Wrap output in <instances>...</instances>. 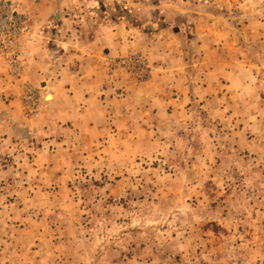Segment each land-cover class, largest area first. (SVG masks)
Wrapping results in <instances>:
<instances>
[{"label": "rangeland", "instance_id": "374dc122", "mask_svg": "<svg viewBox=\"0 0 264 264\" xmlns=\"http://www.w3.org/2000/svg\"><path fill=\"white\" fill-rule=\"evenodd\" d=\"M161 2L170 48L96 57L125 99L105 127L11 134L0 109V264H264V0ZM27 70L0 63V102L37 119Z\"/></svg>", "mask_w": 264, "mask_h": 264}, {"label": "crops", "instance_id": "0c3cea01", "mask_svg": "<svg viewBox=\"0 0 264 264\" xmlns=\"http://www.w3.org/2000/svg\"><path fill=\"white\" fill-rule=\"evenodd\" d=\"M5 1L16 4L38 27L40 38L34 43L28 74L51 76L44 82L49 98L37 119L23 114L17 96L0 102L11 134L64 124L80 130L105 127L108 118L122 113L125 99L116 90L122 81L109 79L96 57L122 54L126 45L149 51L154 44L170 48L169 39L159 40L171 32L169 21L160 15L165 10L161 0ZM109 11L119 13L113 16Z\"/></svg>", "mask_w": 264, "mask_h": 264}, {"label": "built area", "instance_id": "2783aa9c", "mask_svg": "<svg viewBox=\"0 0 264 264\" xmlns=\"http://www.w3.org/2000/svg\"><path fill=\"white\" fill-rule=\"evenodd\" d=\"M37 39L32 19L17 8L16 4L0 0V63L6 67V73L15 79H22L33 56L32 45ZM122 63L132 65L137 73H148L147 60L133 50ZM44 95L28 82H23L21 103L27 112L38 115L45 101Z\"/></svg>", "mask_w": 264, "mask_h": 264}]
</instances>
